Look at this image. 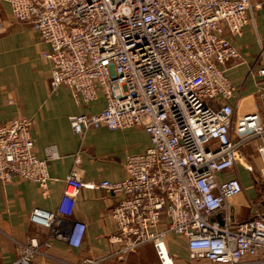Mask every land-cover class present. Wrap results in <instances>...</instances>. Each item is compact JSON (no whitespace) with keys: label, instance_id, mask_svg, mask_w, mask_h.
<instances>
[{"label":"built area","instance_id":"built-area-1","mask_svg":"<svg viewBox=\"0 0 264 264\" xmlns=\"http://www.w3.org/2000/svg\"><path fill=\"white\" fill-rule=\"evenodd\" d=\"M8 17L29 23L48 45L53 90L68 87L77 104L104 95L97 113L69 116L71 130L143 128L151 144L128 154L121 180L85 183L75 165L54 212L34 207L31 222L50 238L78 246L86 224L71 219L82 187L103 188L115 204L109 241L119 258L151 244L160 264H174L167 235L185 240L199 264H264V215L240 218L230 199L242 191L241 148L260 140V166L244 162L264 187V46L247 75L260 110L238 113L224 64L239 57L226 33L237 36L262 2L252 0H0ZM4 26L0 18V34ZM257 65V66H256ZM236 99L235 103L231 101ZM12 103V100H8ZM32 120L14 115L0 124V184L17 177L49 192L45 159L37 157ZM36 238L10 264H38ZM83 264H94L87 260Z\"/></svg>","mask_w":264,"mask_h":264},{"label":"crops","instance_id":"crops-1","mask_svg":"<svg viewBox=\"0 0 264 264\" xmlns=\"http://www.w3.org/2000/svg\"><path fill=\"white\" fill-rule=\"evenodd\" d=\"M241 34L226 37L236 46L239 57L230 59L224 69L235 87L239 113L260 110L255 83L247 75L249 66L264 46V0ZM9 6L0 3V18L4 31L0 34V124L14 115L32 120L33 150L45 159L51 179L49 192L43 196L39 186L29 180L14 177L0 184V264H10L21 254L22 245L36 238L40 253L33 258L38 264H160L153 246L144 244L123 258L112 255L115 246L109 236L114 230L110 216L115 204L113 196L103 188L82 187L73 206L71 219L86 224L81 242L71 246L62 240L50 238L49 228L31 222L34 207L54 212L65 186L64 179L75 165V156L81 179L85 183L101 180H121L125 177L126 155L144 151L151 144L149 134L139 126L109 130L105 127H87L82 134L71 130L69 116L100 112L105 106L104 95L77 104L66 86L53 90L50 85V62L41 56L48 45L42 42L32 26L8 17ZM257 66V65H256ZM8 100H12L9 103ZM235 103L236 99H232ZM260 140L241 148L236 166L225 177L237 175L242 184L240 194L230 199V205L240 218L264 215V187L247 172L243 163L260 166L255 145ZM166 244L174 264H199L188 258L185 240L167 235Z\"/></svg>","mask_w":264,"mask_h":264}]
</instances>
